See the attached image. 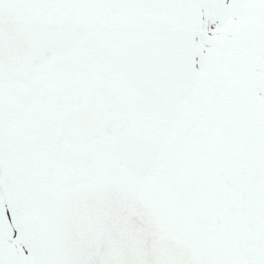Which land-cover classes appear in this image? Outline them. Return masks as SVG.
Segmentation results:
<instances>
[{
    "label": "snow or ice",
    "instance_id": "1",
    "mask_svg": "<svg viewBox=\"0 0 264 264\" xmlns=\"http://www.w3.org/2000/svg\"><path fill=\"white\" fill-rule=\"evenodd\" d=\"M0 264H264V0H0Z\"/></svg>",
    "mask_w": 264,
    "mask_h": 264
}]
</instances>
